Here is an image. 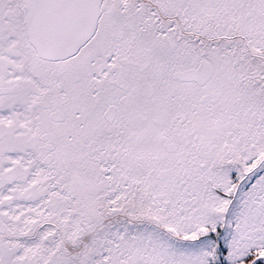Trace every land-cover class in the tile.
I'll return each instance as SVG.
<instances>
[{
    "label": "snow or ice",
    "instance_id": "1",
    "mask_svg": "<svg viewBox=\"0 0 264 264\" xmlns=\"http://www.w3.org/2000/svg\"><path fill=\"white\" fill-rule=\"evenodd\" d=\"M0 264H264V0H0Z\"/></svg>",
    "mask_w": 264,
    "mask_h": 264
}]
</instances>
